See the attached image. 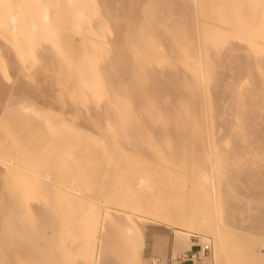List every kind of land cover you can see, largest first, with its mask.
I'll list each match as a JSON object with an SVG mask.
<instances>
[{
  "label": "rangeland",
  "instance_id": "1",
  "mask_svg": "<svg viewBox=\"0 0 264 264\" xmlns=\"http://www.w3.org/2000/svg\"><path fill=\"white\" fill-rule=\"evenodd\" d=\"M7 1L19 5L20 22L16 18L13 25L15 29L25 30V35L18 34L14 28L10 29L11 24L8 21L7 13L4 5L0 2V62H2L0 69H6L8 72V80H5L3 73L0 72V129L3 130H0L2 140L0 141L7 145L9 140L10 145L7 146L10 150L12 148L16 150L17 154L23 157L22 164L30 166L33 170L43 172L51 180H65L67 177L66 179L69 178L79 185L84 183L86 190H80L84 194L101 193L104 195L102 207L108 209L106 211L108 215L101 214L102 217L99 220L100 233L96 244L98 251L99 242L102 241L106 252L104 260H99L94 264H130L133 261L135 264H164L167 251L171 252L172 258H175L192 244L195 245L194 247L208 246L209 248L204 256L199 254V257L201 256L199 263L214 264V255L211 251L212 243L209 236L185 231L182 232L188 234L187 236L177 234L178 231H181L180 227L159 220L144 210L134 212L127 208L134 199L140 197V191L135 188L136 175L145 171L152 178L158 179L154 182L155 185H152L154 186L152 189L142 193L143 202H150L154 197L165 195L167 189H171L170 191L167 190L168 193L172 192L173 186H176L175 179H180L176 173L188 177L195 175L198 170H203L200 151H190L191 157L195 161L191 160L192 165L190 164L189 167L183 168L184 162H177L165 167L163 166L166 165L164 161H169L172 151L160 147L151 149L143 143L122 152L119 156L118 151L96 147L95 145L81 146L75 144L65 149L61 147L63 141L62 143L59 142L60 145L56 144L55 146L54 141L50 140L51 136L45 134L44 128L41 129V124H39L41 122L38 118L41 116H48L50 122L53 121L51 123L54 124L59 123V118H62L63 121L83 132L95 134L88 119L101 122L105 115L101 98L102 85H107V83L118 85L137 83L138 81L129 79L136 68L142 69L137 74L143 77L148 75L146 68L154 65L148 57H142V59L133 57V52L129 48L130 45L138 44V47L143 49V43H152L145 32L137 36L136 29L142 18V6L152 3L154 0H40V6L46 5L52 10L47 26L39 33L31 36L29 34L30 22L32 21L36 25L40 23L39 12L34 11L33 5L28 0ZM231 2L234 6L237 2L246 1L232 0ZM236 9L234 6L231 9L232 12L226 17L229 26H236L234 21L241 22L247 19L242 14L235 16ZM82 13H84V23L80 24L78 15ZM203 17L205 18L202 22L204 33L214 35L216 28L211 24L213 20L212 11H206ZM257 19L264 20V16L261 17L260 15ZM160 21L161 19L157 18L153 22L157 25ZM254 35L260 43L262 42L261 44L257 43V48L253 49L249 42L243 40L239 44L232 42L230 46L234 49L237 47V51L221 57L223 62L231 57L230 59L234 60L235 64L222 65L216 79L217 87L210 93L213 100L218 104L216 115L219 118L215 124V134H218L216 137L217 144H220L219 142L227 137V132L225 135L223 132L227 130V127L223 128V126L225 119H228L225 117L229 116V110L225 107L233 106L235 108V102L233 103L232 100L235 96L230 85L234 81L233 78H242V74L239 75L236 71L240 65L243 67L244 63L248 61L254 62L256 59L254 54L259 52V49L264 48V32H261V26L256 28ZM208 44L210 46L206 47L207 51L212 53L225 52L224 49L216 47V41L212 37ZM153 45L156 46L154 43ZM247 58L248 60H245ZM108 77H113L115 80H107ZM69 81H71L69 83L71 86L66 84ZM240 81H243V78L242 80L239 79ZM253 96L245 95L244 97L250 101ZM21 105L31 109L32 113L22 111ZM29 114H35L38 117V120L33 119V121L35 120L34 124L38 122L37 125H34L36 129L33 127L32 117L30 118ZM26 117L29 119L27 120ZM217 128L218 132L216 131ZM32 131L33 135L36 133L38 136L35 134L36 137L34 138L31 134ZM257 136L260 137V135ZM259 143L264 146L263 137ZM2 144L1 148L3 147ZM261 153L264 154V149ZM219 154L220 150L217 148L212 150L213 162L217 167L220 164L218 163ZM12 156L11 161H13ZM64 157L69 158L70 161L65 162ZM158 160L162 162V165L157 164ZM61 168L65 173L62 172ZM170 168L178 171L173 172V169L170 172ZM220 171L221 168L215 170L218 204H220L222 193H227L229 187L240 197L239 200H233L231 203L225 202L222 208L223 220L228 224L226 229L232 230L228 229L223 232V235L228 239L224 251L232 257L230 259L228 256L227 262L228 264H261L264 261V225L261 223L258 203L254 202L251 205L248 203L249 200L258 201L261 187L264 185V171H262L260 160L256 158L248 163L230 165L226 168V174L223 177L220 176ZM27 179L33 184V193L25 196L24 192L16 190L19 182H24ZM43 181L41 178H33L22 173L18 169L8 168L1 161L0 220L1 214L4 212H20L28 208L26 210L28 213L23 216L24 229L22 230L25 231L26 229L28 233L32 231L31 233L35 236L38 233V239L36 240L37 237L33 234V236L29 235L28 239L26 237L25 239L28 242L33 241L32 244L37 243L44 252L43 245L45 244L44 247H46L51 241L50 230L46 227L50 226L51 221L55 220L57 216H60V220H64L63 215L68 212L69 216H74L76 225L67 227V229L63 227V232L65 235L67 234L69 243L77 244L84 235L82 225L88 212L86 209H89L86 206L92 205L88 202L89 200L84 201L82 197L76 196L73 197L75 202L62 206L63 200H60L65 195V191H62L64 189L51 186L50 190H45L44 186L47 182ZM35 189L37 191H34ZM59 190L61 191L59 192ZM44 191L49 192L46 200L44 199L46 193ZM19 196L23 200V208L8 210L7 208L11 207L13 201H17ZM113 196L116 200L111 198ZM187 196L194 204L201 200V195L197 192L191 191ZM105 202L107 203L105 204ZM83 203L86 205L83 206ZM61 209L64 210V213ZM125 222L129 223L132 230L134 229L133 236L126 233ZM44 238L47 241L44 242L42 240ZM25 239L23 238L22 242L28 243ZM136 239H140L139 242H136ZM173 242L177 244L178 248L173 246ZM23 244L20 245L21 248L19 247L21 249H19L20 257L25 256L27 251V244H24L25 246ZM71 244L61 247L65 254H71L67 253V250L68 252L69 250L73 251V254L70 255L73 257L77 255L78 250L76 245L72 248ZM227 262L222 261L220 264H227Z\"/></svg>",
  "mask_w": 264,
  "mask_h": 264
},
{
  "label": "bare ground",
  "instance_id": "2",
  "mask_svg": "<svg viewBox=\"0 0 264 264\" xmlns=\"http://www.w3.org/2000/svg\"><path fill=\"white\" fill-rule=\"evenodd\" d=\"M28 1L33 5L34 11L40 14V23L38 25L32 21L30 22L29 34L31 36L39 33L47 26L52 9L46 5L40 6V0ZM231 1L154 0L152 3L143 5L141 11L142 18L136 29V34L138 36L144 32L147 33L152 43H143V49H140L138 44H134V46L130 45L129 48L133 52V57L139 59L148 57L154 65L146 68L148 75L143 77L137 74L142 69L140 67L136 68V71L129 79L138 81L137 83L130 85L128 83L127 85L107 83V85H102L101 98L105 115L102 117L101 122L91 118L88 119L95 134L83 132L69 125L62 118H59V123L54 124L51 123L53 121L50 122L48 116L38 118L35 114H29L30 118L32 117L33 127L38 123L35 122L34 124L35 120L33 121V119L38 118L41 122L39 123L41 124V129L44 128L45 134L47 133L48 136L52 137H50V140L54 141L55 146L56 144L60 145L63 141L61 147L65 149L75 144L81 146L95 145L96 147L118 151L119 156L122 152L143 143L151 149L160 147L172 151L169 161H164L166 165L163 166L168 167L170 164L184 162L183 168L189 167L191 160L194 159L191 157L190 151H200L202 153L201 162L203 163V170H198L195 175H189L188 177H183L182 174L176 173L180 179H175L174 183L176 186H173L172 192L168 193L171 189L165 191V195L167 194L165 198V195H159L158 197H154L150 202H143L142 193L152 189L154 187L152 185L158 179L152 178L145 171L136 175L135 188L140 191V197L134 199L127 208L134 212L144 210L159 220L180 227L181 231H178L177 234L187 236L188 234L182 232L185 231L187 233H198L209 236L212 243L211 251L214 255V264H220L222 261L227 262L228 256H230V259L232 258L231 255H228L224 251L225 243L228 239L223 235V232L229 229H226L228 227L227 223L224 222L222 234L219 237L203 230L205 221L212 219L215 215L216 207L219 206L215 170L221 168L219 174L223 177L226 174V168L230 167V165L243 162L248 163L256 158L260 160L261 152L264 149V146L259 143L262 137L264 139V57H261L259 52L254 54V57L256 56L254 62L248 61L244 63V68L240 65L242 69L239 67L240 69L238 68L236 71L239 75L242 74L243 81L239 82V79L242 80V78H233L234 81L230 87L235 96L232 99L233 103L235 102V108L229 105V107H225V109L229 110V116L225 117L228 119H225V125L223 126V128L227 127V130L223 131L224 135L227 132V137L225 139L222 137L224 140L220 138L222 140V142H219L220 144L216 143L218 134H215V124L219 118L216 115L218 104L213 100L210 93L217 87L216 79L219 76V70L222 65L226 64L230 66L235 64V61L230 59L231 57H228L224 62L221 61V57L227 55V53L233 54L237 49V47L234 49L230 46L232 42L239 44L243 40L249 42V45L253 46V49L257 48V43L261 44L262 42L260 43L258 38L255 37L254 32L259 26H261V32H264V20L257 19L260 15L261 17L264 16V11L260 10L259 7L260 0H245L246 2H237L234 5L237 8L235 16L242 14L247 18L241 22L234 21L236 25L234 27L229 26L226 19L234 7ZM0 2L4 5L7 13L8 21L11 24L10 29H13L16 18L20 22V16H18L19 5L13 2L9 3L7 0H0ZM208 10L212 11L213 20L211 24L216 28V32L212 36L204 33L202 26V22L205 20L203 15ZM83 14L78 15L80 24L84 23ZM157 18H160L161 21L155 25L153 21ZM15 30H17L18 34L25 35V30L21 28ZM225 35L229 37L227 45L222 43V37ZM211 37L216 41L217 48L225 50L224 53H212L206 50V47L210 46L208 42ZM245 60H248V58ZM0 63L2 65V62ZM107 80L114 81L115 78L108 77ZM70 82L66 84L69 86ZM72 95L74 97V93ZM245 95L254 96L249 101L245 99ZM29 112L32 113V111ZM220 117L222 118V116ZM220 128L222 130V127ZM257 135H260V137ZM7 142V145H10L9 140ZM59 142L61 143L59 144ZM7 145L4 143L2 146L6 148L0 147V162H4L6 167L18 169L33 178H41V180H44L43 182L48 183V186L47 183L44 186L45 190H50L51 186L53 188L57 186L55 188H60L61 190L64 189L62 191H65V195L60 200H63L62 206L75 202L73 197L75 198L76 196L82 197L84 201L89 200L88 202L92 206H86L89 209H86L88 212L84 217L85 221L82 225L84 235L82 236V240L77 242V244L69 243L70 241L66 237L67 234L65 235L63 232V227L67 229V227L76 225L74 216H69L68 212L64 213V210L61 209L62 213H64V220H60V216H57L55 220L51 221L52 224L46 227L50 230L51 241L48 246L44 247L45 244L43 245L44 252H42L41 246L37 243H31L33 242L31 241L32 239L30 240L31 242L27 241L29 235H34L31 233L32 231L29 234L28 230L25 229L27 232L22 230L24 229L23 216L28 213L26 212L28 208L20 212L2 213L0 220V264H94L95 262H99V260H104L106 252L104 243L102 241L99 242L100 247L98 251L96 244L99 239V220L102 217L101 214L104 213V216L108 215L106 212L108 209L102 207V204L104 205V195L101 193L84 194L80 190H86L85 184L83 183L81 186L69 178L66 179L67 177H65V180H51L43 172L33 170L30 166L22 164L21 160L23 157L19 156L13 148V151L12 149L10 150ZM215 148L220 150L218 156L219 167L213 162L212 150ZM249 152L251 154H248ZM10 155L13 161H11ZM64 160L65 162L70 161L67 157H64ZM157 164L162 165V162L158 160ZM173 169L170 168V172ZM61 170L64 172L62 168ZM177 171L174 169L173 172ZM99 175L98 177H100ZM84 179L86 180V178ZM28 180L19 182L16 191L24 192L25 196L33 193V184ZM34 191H37V189ZM191 191L200 193L201 195V200L197 201L196 204L191 202L187 196ZM44 192H46L44 194V199L46 200L49 192ZM66 195H68L67 198ZM17 198L18 200L13 201V205L7 208L8 210L23 208L21 196ZM111 198H114V196ZM115 198L117 199V196ZM115 198L114 200H116ZM85 203H83V206L87 204ZM193 225H196L199 230L193 231ZM129 226V223L125 222V231L128 235H131L134 229L132 230ZM229 230L232 231L231 229ZM37 235L34 236L37 237ZM23 238L28 243L22 242ZM42 240L44 242L47 241L45 238ZM136 240V242H139L140 239ZM23 243L27 244V251L25 256L20 257V245ZM68 244H71L72 248L75 245L77 246V255L70 257L73 254L71 250L69 252L67 250V253H71L70 255L63 252L64 250L61 246ZM203 247L208 248V246Z\"/></svg>",
  "mask_w": 264,
  "mask_h": 264
},
{
  "label": "snow or ice",
  "instance_id": "3",
  "mask_svg": "<svg viewBox=\"0 0 264 264\" xmlns=\"http://www.w3.org/2000/svg\"><path fill=\"white\" fill-rule=\"evenodd\" d=\"M259 7L262 11H264V0H260ZM228 40H229V37L227 35L222 37V43H224L225 45L228 44ZM259 55L261 57H264V48L259 49ZM0 72L3 73V78L5 80H8L7 70L0 69ZM8 82L11 83V81H8ZM21 110L24 112L31 111V109L25 108L23 105H21ZM260 165H261L262 171H264V154H262L260 157ZM239 199L240 197L235 191L232 190L231 187L227 189L226 194L222 193L221 201H220L219 206L216 207L215 215L212 217L211 220L205 221L203 225V230L211 232L215 234L217 237H219L222 234L223 225H224L222 208L225 202L231 203L233 200H239ZM254 202L258 203L259 212L261 216V223L262 225H264V185H262L261 187L258 201H253V200L248 201L249 205H251ZM196 230H199V229L197 228L196 225H193V231H196ZM130 264H135V262L134 261L130 262ZM261 264H264V261H262Z\"/></svg>",
  "mask_w": 264,
  "mask_h": 264
},
{
  "label": "crops",
  "instance_id": "4",
  "mask_svg": "<svg viewBox=\"0 0 264 264\" xmlns=\"http://www.w3.org/2000/svg\"><path fill=\"white\" fill-rule=\"evenodd\" d=\"M175 244V245H174ZM173 246H175V248H178L177 244L175 242H173ZM195 245L192 244L187 250H185L184 252H181L177 255V257L172 258L171 257V252L167 251L166 255L164 257V264H202L199 263V260H193V261H187V260H181L180 257L183 255H187V254H191L193 251L196 250V248L194 247ZM194 249V250H193ZM161 264V263H158Z\"/></svg>",
  "mask_w": 264,
  "mask_h": 264
},
{
  "label": "built area",
  "instance_id": "5",
  "mask_svg": "<svg viewBox=\"0 0 264 264\" xmlns=\"http://www.w3.org/2000/svg\"><path fill=\"white\" fill-rule=\"evenodd\" d=\"M196 251L192 252L191 254H187V255H183L180 257L181 260H187V261H193V260H200L199 254H201V256H204L205 253L208 252L209 248L207 247H195Z\"/></svg>",
  "mask_w": 264,
  "mask_h": 264
}]
</instances>
